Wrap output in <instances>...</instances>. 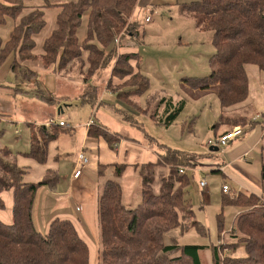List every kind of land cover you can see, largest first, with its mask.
Here are the masks:
<instances>
[{"label": "trees", "instance_id": "1", "mask_svg": "<svg viewBox=\"0 0 264 264\" xmlns=\"http://www.w3.org/2000/svg\"><path fill=\"white\" fill-rule=\"evenodd\" d=\"M40 1L46 7L61 8L57 28L44 45L41 59L44 66L58 65L60 70H65L73 63H80L85 69L86 84L91 78L101 77L110 70L107 90L131 104L149 90V80L141 72L142 58L137 51L145 44L146 37L142 24L134 17L140 0H75L60 5H56V0ZM24 9L25 0H0V25L9 18H17ZM86 11L89 16L88 34L80 44L77 31ZM181 11L194 18L199 30L212 33L216 49L210 61L211 74L202 78H183L182 84L195 91L214 90L223 108L245 102L249 94L246 66L255 65L264 73V0H200L182 5ZM44 27L43 10L33 8L15 27L5 52L15 53L22 61L36 60L33 37ZM134 61L136 72L132 66ZM34 75L29 70L25 78L31 79ZM127 87L135 90L129 92ZM81 100L95 108L99 104L98 88L88 87ZM185 106V100L174 103L173 99L164 98L159 103V107L165 108L164 117L158 118L157 111L152 118L169 128ZM257 124L248 117H221L214 130L218 131L222 126L227 129L240 127L242 131L248 126L251 130ZM29 126L30 151L23 155L41 165L48 161L50 144L73 132L71 127L55 123L50 127ZM3 133L0 131V135ZM88 138L89 142L103 139L111 150H115L123 137L109 127L92 122ZM149 139L150 145L155 146L156 141L150 136ZM159 147L163 154L159 155L157 163L99 167L100 175L111 170L113 179L105 182L99 194L98 264H264V202L262 196L255 193L223 192V207L243 209L229 233L230 242L214 248L183 246L176 241L165 243V235L176 229L187 233L201 227L186 200L190 181L185 172L180 173L181 167L191 164L190 158H197L162 145ZM158 165L166 167L169 174L161 180L157 192L152 184ZM129 168L139 174L143 184L141 203L133 209L124 204L121 183ZM26 175V170L17 163V155L7 147L3 148L0 151V210L5 209L1 197L4 192L13 191L14 207L12 224L0 221V264H91L89 248L71 221L54 220L46 234L38 232L35 227L33 214L37 192L42 187H56L58 175L49 171L40 183H26ZM261 182L264 185V159ZM219 218L223 233V214ZM241 247L246 255L233 257ZM226 251L228 255L223 257L222 252Z\"/></svg>", "mask_w": 264, "mask_h": 264}, {"label": "rangeland", "instance_id": "2", "mask_svg": "<svg viewBox=\"0 0 264 264\" xmlns=\"http://www.w3.org/2000/svg\"><path fill=\"white\" fill-rule=\"evenodd\" d=\"M72 1L75 0H56L55 3L60 5ZM198 1L200 0H153L147 9L135 11L136 21L140 22L146 31L145 44L138 48V52L142 58L141 72L148 78L150 87L131 104L107 90L110 70L105 71L101 77L91 78L86 84L83 73L85 69L80 63H73L65 70H60L58 65L44 66L41 60L44 45L57 28V17L61 8L46 7L40 0H25L22 13L0 25V131L4 132L0 135V144L8 147L13 153L27 152L30 148L29 124L42 126L49 123H66L74 131L60 138V147L66 150L61 149L62 158L58 163L61 177L71 175L74 169H85V173L90 171L96 176L97 143L87 142V145L82 147V144L86 143L87 126L91 125V122L101 123L123 137L119 152L120 162L138 164L146 153L149 155L148 162H156L159 155L163 154L159 145L194 156L202 160V165L199 160L190 158L191 164L181 168L185 169L190 181L186 200L192 206L201 227L187 233H182L180 228L176 229L166 234L164 241L166 244L176 241L183 246L214 248L231 241L229 233L236 218L243 212L239 207H223L224 188L249 195L251 193L242 185L245 184L264 195V188H259L262 169L261 146L246 160L241 157L244 150H248L257 139L262 138L264 122L259 121L251 130L248 126L244 127L243 134L216 153L210 151L213 147L208 144L210 141L220 140L227 130L226 134L234 131L224 126L218 131L214 130L221 117L254 119L257 108L264 107V73L259 72V77L254 78L249 70L250 96L240 106L231 108L222 107L214 90L195 91L182 84L183 78H202L210 75V61L216 53L212 33L199 30L194 18L181 11L182 5ZM33 8L43 10L45 27L33 37V53L37 59L22 61L15 53H6V46L15 27ZM147 18H150V21H147ZM88 23L89 16L86 11L77 31L80 44L87 38ZM84 57L86 58L85 53ZM132 66L136 72L135 61ZM29 70L35 75L26 79L25 75ZM92 86L97 87L99 91V104L95 108L81 100V95ZM126 90L131 92L135 88L127 87ZM164 98L173 99L174 103L186 101L183 112L169 128L160 124L158 119L152 118V114L157 111L158 118L164 117L165 108L159 107ZM248 103L251 106L243 108ZM129 120L137 124V127L132 126ZM149 136L156 141L155 146L150 145ZM84 148L85 158L94 170L88 171L89 166L85 167L81 159L78 164V157L80 158ZM125 155L128 157L124 158ZM204 167L205 169H202ZM228 167L225 175L211 170L222 171ZM168 171L160 165L155 169L152 184L155 191L160 190L161 180L169 174ZM107 176V179H113L110 171ZM203 181L207 184L204 188L201 187ZM121 183L124 188L125 206L128 209L137 207L141 203L143 189L139 174L129 169ZM221 214L223 233L220 231ZM222 236H225L224 240H221ZM226 255L227 251L222 252L223 257Z\"/></svg>", "mask_w": 264, "mask_h": 264}, {"label": "crops", "instance_id": "3", "mask_svg": "<svg viewBox=\"0 0 264 264\" xmlns=\"http://www.w3.org/2000/svg\"><path fill=\"white\" fill-rule=\"evenodd\" d=\"M152 3H153V0H140L136 10L147 9L149 6L152 5ZM249 70L251 71V76H253L254 78L259 77V72H261L259 70V67L255 65L246 66V72L248 75V84H249L248 98L250 96V78L248 74ZM241 104L237 106H240ZM237 106H234V107H237ZM249 106H251L250 103H248L243 108H247ZM256 111H257L256 112L257 115L255 116L254 120L257 122L259 121L264 122V107H259L257 108ZM56 125H59V124H56ZM256 126H254V128ZM88 129H89V125L87 126V131H86L87 132V135L85 137L86 143L84 142V144H82L83 145L82 147H85V145H87V142L89 143ZM59 142H60V139L50 144L48 161L44 165H41L37 163L36 161L29 159L23 155L25 153H28L30 151V148L27 152L14 153L17 155V163L19 167L23 168L27 172V175L25 176V179H24L26 183H40L49 171L55 172L59 177V182L56 185V187L54 188L42 187L37 192L35 203H34V214H33L34 224L38 232L42 234H46L49 230L51 223L54 220L61 219V220L71 221L73 225L75 226L79 236L84 240V242L87 244L89 248L90 263L98 264L99 251H100L99 249L100 223H99V218H98L99 194H100V190L102 186L108 180L107 172L108 171L112 172L111 170H107L105 171V173H103V175H100L99 167L114 165V164H127L130 166L144 165L148 163H157L158 159L156 162H148L147 159L149 155L146 153L144 155V159L141 160V162L138 164H135L133 162H128V163L120 162L119 152H120V147H121L120 144L123 142V138L120 144L118 145L117 150L116 148L115 150H111L108 144L103 139H101L98 142H96L97 143V153L96 154L98 157V167L96 168V176H94L89 171V170H94V169L91 168V165L88 162L84 166L85 167L89 166V168L87 169L89 172L85 173L86 171L85 169L83 170L84 172L81 170L82 174L79 178L74 177L77 169H74L71 175L69 176L67 175L66 177H61L59 174V164L58 163H59V160L62 158L61 149H63V151H66V150L65 148L60 147ZM259 146H261V158L260 159H261V166H262V161L264 159V125H263L262 138L260 140L257 139L256 142H254L253 145L248 150L247 149L244 150L243 155L241 157H244V159L246 160L247 157L250 154H252L255 151V149L258 148ZM3 148L5 147L0 144V151ZM83 151L84 152H81V153H84L86 155L85 148L83 149ZM121 155L123 156V154ZM126 157L128 156L125 155L124 158ZM79 161H80V158L78 157V164H79ZM200 161L202 165V160ZM234 166H237V165L234 164ZM129 169H132V168H129ZM202 169H205V167ZM225 169H226L225 172H220V173H223L225 175L227 171L229 170V167ZM211 170L212 172L215 171L214 169H211ZM240 171L245 172L244 170H240ZM234 178L239 179V177H234ZM242 185L245 186V188L247 189V191H249V193H255L257 195L262 196V199L264 202V195L261 194V191H258L257 189L253 190V188H251L249 185H245V184H242ZM259 188L261 189L264 188L262 182H260ZM1 197L3 201L5 202V209L0 210V221L3 222L4 224L10 225L13 222V207H14L13 191L4 192L1 195ZM245 255H246V252L244 248L241 247L232 256L233 257H244Z\"/></svg>", "mask_w": 264, "mask_h": 264}, {"label": "built area", "instance_id": "4", "mask_svg": "<svg viewBox=\"0 0 264 264\" xmlns=\"http://www.w3.org/2000/svg\"><path fill=\"white\" fill-rule=\"evenodd\" d=\"M147 21H150V18H147ZM51 124L52 123H49L46 126L50 127ZM60 126L67 127V125L65 123H60ZM241 134H243L242 129L240 127H237V128H234V131L231 134L222 135L220 140H217L215 142L214 141H210L208 145L210 147L219 148L220 149V148H222L224 146L226 147L229 144V142H232V141L236 140ZM115 148L117 150L118 146H116ZM80 159H81V161L83 162L84 165L88 163V160L85 158L84 153H81ZM224 169L225 168H223V170L221 172H224ZM184 172H185V169L181 168L180 169V173H184ZM81 174H82L81 170H76L74 177L75 178H79L81 176ZM206 186H207V184L205 183V181L201 182V187L202 188H204ZM224 192L225 193L229 192L227 187L224 188ZM221 244H223V243H221Z\"/></svg>", "mask_w": 264, "mask_h": 264}, {"label": "water", "instance_id": "5", "mask_svg": "<svg viewBox=\"0 0 264 264\" xmlns=\"http://www.w3.org/2000/svg\"><path fill=\"white\" fill-rule=\"evenodd\" d=\"M210 151L213 152V153H216V152L219 151V149L218 148H211Z\"/></svg>", "mask_w": 264, "mask_h": 264}, {"label": "bare ground", "instance_id": "6", "mask_svg": "<svg viewBox=\"0 0 264 264\" xmlns=\"http://www.w3.org/2000/svg\"><path fill=\"white\" fill-rule=\"evenodd\" d=\"M60 125V124H59ZM219 149V148H218ZM220 150V149H219Z\"/></svg>", "mask_w": 264, "mask_h": 264}]
</instances>
